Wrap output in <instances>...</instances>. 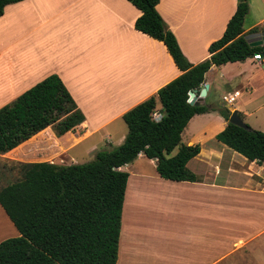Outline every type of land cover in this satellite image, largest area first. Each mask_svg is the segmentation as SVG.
<instances>
[{
	"label": "crops",
	"instance_id": "obj_1",
	"mask_svg": "<svg viewBox=\"0 0 264 264\" xmlns=\"http://www.w3.org/2000/svg\"><path fill=\"white\" fill-rule=\"evenodd\" d=\"M249 4L246 36L264 31V0ZM157 8L197 64L224 34L237 0H160ZM140 15L129 0H22L6 6L0 17V108L58 74L84 121L62 136L46 133L48 127L0 159L24 167L48 160L56 149L60 158L78 164L72 151L83 141L98 140L85 150L89 156L124 142L123 114L182 73L162 41L136 29ZM205 83L210 87L202 104L238 110L245 122L264 130V57L213 65ZM225 96L234 101L226 103ZM226 125L210 110L194 115L184 129L183 142L200 145L187 164L196 181L134 169L148 159L157 171L156 159L144 153L121 167L129 178L117 264H264V163L219 141ZM19 235L0 202V243Z\"/></svg>",
	"mask_w": 264,
	"mask_h": 264
},
{
	"label": "trees",
	"instance_id": "obj_2",
	"mask_svg": "<svg viewBox=\"0 0 264 264\" xmlns=\"http://www.w3.org/2000/svg\"><path fill=\"white\" fill-rule=\"evenodd\" d=\"M19 1L0 0V17L8 4ZM129 1L141 10L136 29L162 41L182 73L123 114L128 133L122 144L97 151L83 164L31 162L23 180L0 188V202L20 232L0 243V264H117L129 178L121 167L144 153L156 159L161 177L196 181L187 164L200 153V145L182 140L196 114L217 110L227 121L217 139L248 160L264 163V130L229 122L232 111L225 105L189 102L190 91L201 90L213 65L264 52V46H251L244 33L249 0H237L224 34L210 44V56L197 64L188 60L158 11L160 0ZM158 104L159 120L154 116ZM83 121L84 114L62 78L51 74L0 108V154L50 126L62 136Z\"/></svg>",
	"mask_w": 264,
	"mask_h": 264
},
{
	"label": "rangeland",
	"instance_id": "obj_3",
	"mask_svg": "<svg viewBox=\"0 0 264 264\" xmlns=\"http://www.w3.org/2000/svg\"><path fill=\"white\" fill-rule=\"evenodd\" d=\"M46 133H51L53 135H56L55 128L53 126H50V128L48 129V131ZM52 139L56 143L57 140H59V137L58 138L54 137ZM97 141L98 140H96V139H88L86 141H83L78 147H76L72 151V154H74L75 158L78 161V164H83V163L89 162L94 158L95 154H92L89 156V154L85 153V150H88V148L93 146ZM108 148H110V147H108ZM103 149H105V148H103ZM51 151H54V152H51L50 155L48 156V160H46L44 162H46L48 164H52V165H62V166H67V165H70L72 162H74L73 158H69V159L60 158L55 153L56 149H53ZM144 161L145 162H143L140 167H137V168L132 167L131 171H134V169H138V170H141L143 172L144 171L147 172L149 176L155 174V172L157 173V171L153 168V165H152L150 160L145 159ZM25 166L20 167L18 164H15V163H12V164L9 163L8 164V162L5 163L2 159H0V188L3 186H6L8 184L17 183V182L23 180L24 179L23 175H24Z\"/></svg>",
	"mask_w": 264,
	"mask_h": 264
},
{
	"label": "water",
	"instance_id": "obj_4",
	"mask_svg": "<svg viewBox=\"0 0 264 264\" xmlns=\"http://www.w3.org/2000/svg\"><path fill=\"white\" fill-rule=\"evenodd\" d=\"M251 36L253 37V39H251ZM251 36H246L251 46H264V31L253 33ZM261 55L264 57V52H262ZM209 87V84L205 83L201 90L194 89L190 91L189 102H191L192 104H202L201 101L207 95ZM229 122L237 124L244 128H248V124L241 117L238 110L232 111L229 118Z\"/></svg>",
	"mask_w": 264,
	"mask_h": 264
},
{
	"label": "built area",
	"instance_id": "obj_5",
	"mask_svg": "<svg viewBox=\"0 0 264 264\" xmlns=\"http://www.w3.org/2000/svg\"><path fill=\"white\" fill-rule=\"evenodd\" d=\"M254 58H255V59H262L263 56H262L261 54H255V55H254ZM223 100H224L226 103L231 104V103L234 101V98H233V97L228 98V97L225 96V97L223 98ZM154 116H155L156 119L159 120V119L162 117V114H160V113H158V112H155V113H154Z\"/></svg>",
	"mask_w": 264,
	"mask_h": 264
}]
</instances>
